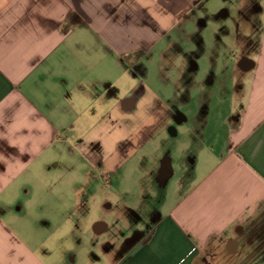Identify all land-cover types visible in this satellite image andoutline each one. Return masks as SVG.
I'll return each mask as SVG.
<instances>
[{
	"label": "crops",
	"instance_id": "1",
	"mask_svg": "<svg viewBox=\"0 0 264 264\" xmlns=\"http://www.w3.org/2000/svg\"><path fill=\"white\" fill-rule=\"evenodd\" d=\"M205 1L0 0V264L68 263L55 260L47 243L32 235L51 232L41 213L48 202L66 199L56 193L74 171L64 156L81 155L75 165L87 185L84 164H106L107 158L92 159L85 138L75 145L71 139L77 132L83 137L86 123L106 139L104 123L132 117L144 120L140 129L151 137L166 134L178 114L167 108L170 100L159 108L152 90L149 100L153 83L139 80L134 58L156 51L163 62L177 41L171 34L183 38L189 22L193 34L181 41L193 49L180 53L188 65L207 23L200 12L185 14ZM210 20L216 31L227 33V21L236 32L230 40L238 52L224 69L237 77L228 90L220 87L215 121L209 113L198 119L203 148L192 161V183L128 248L108 251L109 264H264V0H239L236 11ZM214 41H221L218 33ZM244 60L254 67L243 70ZM140 73L145 78L148 67ZM124 79L136 83L122 97ZM137 84L145 88L132 104ZM179 116L181 123L188 119ZM37 212L45 218L24 229ZM95 231L103 236L107 224L98 222ZM101 246L106 250L108 242Z\"/></svg>",
	"mask_w": 264,
	"mask_h": 264
},
{
	"label": "rangeland",
	"instance_id": "2",
	"mask_svg": "<svg viewBox=\"0 0 264 264\" xmlns=\"http://www.w3.org/2000/svg\"><path fill=\"white\" fill-rule=\"evenodd\" d=\"M238 3L239 0H206L201 9H187L186 19L192 18L195 11L198 14L200 12L201 15L198 16L207 23L203 28L205 36L201 34L204 52L202 57L194 60L198 64L196 74L185 76L184 73H179L182 68L191 67L190 61L187 65L180 55L182 49H193L192 42L181 41L184 38L190 39L188 34H193L194 27L189 22L184 26L183 36L180 34L183 38L178 40L175 34H171V38L177 41L166 54L164 53L163 62H160L159 52L156 51L148 59H143L140 55L134 58L138 60L135 74L139 76V80L147 79L145 83H153L149 90V100L154 93L155 102L162 104L159 108H164L163 104L170 100L167 108L173 114H178L165 135L151 137L145 133V129H140L144 120L136 121L132 117L129 121L124 118L115 124L104 123L107 126L106 139L101 134L89 132L88 128L94 123L86 122L84 123L88 127L83 128L87 129L83 137L80 132L73 136L71 145L85 138L86 146L92 151V159L107 158L103 161L106 164L99 167L91 163L84 164L80 174L88 173L87 185L81 180V176H78L79 169H76L75 165L81 155L73 153L64 156L62 162L74 169L68 176V184L56 188L58 195L62 191L66 195L65 201L48 202V210L45 213L40 212L46 214L47 218L39 216L40 213L37 212V216H29L26 227L22 225L24 229H28L36 226L38 218L49 220L52 224L51 232L32 236L47 243L53 250L55 260L64 258V261L68 262L65 264H109L108 251L114 252L120 246L122 249L128 248L141 233L148 231L162 212L167 211L172 204V198L192 183L189 176L193 169L192 161L202 147L201 140L196 139L199 137L198 131L201 130L198 119L209 113L208 117L210 115L215 121L219 89L222 86L228 90L234 76L237 77L232 75L231 68L224 69L225 65L230 63L232 54L238 52L230 40L236 32L232 31L233 27L227 21V33L216 31L210 18L215 13L220 17L221 12L236 11ZM215 33H218L221 41H214ZM163 44L166 46L165 42ZM143 66L146 69L148 67L149 71L145 78H142L143 74L140 73ZM160 79L165 82L163 91L159 84ZM135 83L134 80H123L122 97L131 87L134 88ZM199 84L205 85L207 90L200 91ZM144 88L137 84L136 92H132L129 102H140L139 96ZM180 114L188 118L185 123L178 121ZM218 128L215 124L214 129L219 130ZM111 152L112 156L108 159ZM165 160L171 161L173 171L170 176L160 178ZM110 163L114 166L111 167ZM104 174L106 180L102 179ZM83 205L86 208L78 212L79 206ZM98 222L107 224V231L103 236L95 234ZM106 241L108 247L104 250L101 245Z\"/></svg>",
	"mask_w": 264,
	"mask_h": 264
},
{
	"label": "trees",
	"instance_id": "3",
	"mask_svg": "<svg viewBox=\"0 0 264 264\" xmlns=\"http://www.w3.org/2000/svg\"><path fill=\"white\" fill-rule=\"evenodd\" d=\"M196 40L199 42V50L189 56L191 67L189 68V72L185 76L196 74L198 70V64L194 60L199 59L204 52L203 43L202 41L200 42L201 39H199V36L196 37Z\"/></svg>",
	"mask_w": 264,
	"mask_h": 264
},
{
	"label": "water",
	"instance_id": "4",
	"mask_svg": "<svg viewBox=\"0 0 264 264\" xmlns=\"http://www.w3.org/2000/svg\"><path fill=\"white\" fill-rule=\"evenodd\" d=\"M253 67H254V65H252V64L250 65L248 60H244L241 63V68L245 71H249ZM162 166H163V172H162L163 176H166V177L170 176L172 174V167H171L170 160L163 161Z\"/></svg>",
	"mask_w": 264,
	"mask_h": 264
},
{
	"label": "flooded vegetation",
	"instance_id": "5",
	"mask_svg": "<svg viewBox=\"0 0 264 264\" xmlns=\"http://www.w3.org/2000/svg\"><path fill=\"white\" fill-rule=\"evenodd\" d=\"M162 172H163V170H162ZM161 178H163V174L161 173ZM123 251H124V249H123Z\"/></svg>",
	"mask_w": 264,
	"mask_h": 264
}]
</instances>
